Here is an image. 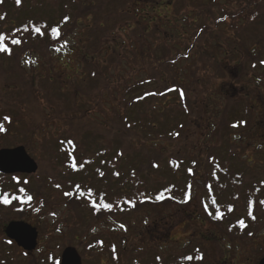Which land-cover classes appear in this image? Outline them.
Returning <instances> with one entry per match:
<instances>
[{
    "label": "rangeland",
    "instance_id": "rangeland-1",
    "mask_svg": "<svg viewBox=\"0 0 264 264\" xmlns=\"http://www.w3.org/2000/svg\"><path fill=\"white\" fill-rule=\"evenodd\" d=\"M248 2L173 0L165 2L163 6L167 14H172L178 7L183 8H179L183 27H189L186 21L195 22L185 30V38L177 40L179 53H184L182 49L191 48L188 60L184 59L178 65L186 63L187 74L181 77L179 71V76L175 75L191 92L194 110L189 113L191 116H178L179 123L185 128L179 130L180 136L175 141L157 145L165 156L181 157L189 169L191 163L188 165L187 160L198 158L206 172L199 176L195 172L194 186L199 195L196 193V197L183 207L171 203H165V208L152 205V208L148 207L149 211L137 213L123 225L120 220L118 222L112 216L103 215L101 209L102 214H98L101 216L96 217L90 209L82 207L81 203L76 202V196L71 193L69 186L60 188L51 184L53 180L59 183L61 178L52 167L48 141L52 138L64 140L71 136L75 144L80 140L89 144L97 138L114 142V135L120 129L114 120L113 99L109 98L108 92L98 97L101 93L96 92L94 83L79 86L84 99L77 102L78 108L73 107L66 97L60 113L45 106L41 95L36 101L32 99V94L25 91L16 89L11 98L5 92H0V99L4 102L7 100L24 114L25 122L37 131L31 147L24 146L39 166L34 175H38V179H30L29 182L32 189L38 181L42 182L46 192L43 199L34 196L36 205L23 216L12 208H0V264H31L32 261V257L5 236L4 228L12 221L26 222L38 230V243L33 255L46 264L52 260L60 261L67 247L77 249L83 264H146L153 256L165 261L173 260L169 262L173 264H179L178 260L184 257L186 259L180 264H259L264 257V205L255 195L257 191L264 194V109L260 108L263 104L258 101L260 105L253 107L257 105L255 100L249 101L252 105L249 118L245 119L242 115V119L238 120L252 123L248 128H242L240 124L231 126L238 125L233 118L228 120L229 125L225 127L221 118L225 114L226 120L231 111L236 115L238 109L242 112L246 106H250L246 94L242 92L245 88L251 90L255 87L253 80L256 77L260 79L256 85L264 102V0L253 3H258L257 7H250L251 3ZM183 3L190 4L185 6ZM252 11L259 16L251 15ZM237 12L241 15L236 18L233 14ZM218 19L225 22L217 23ZM205 27L208 31L203 33ZM198 32L202 33L201 37ZM181 33L178 34L179 38ZM211 35H214V39H210ZM68 43L70 45L71 42ZM48 60L47 64L53 65L55 56ZM211 61L213 65L209 63ZM63 64L68 68L62 78H77L72 72L77 63L65 58ZM56 67V71L62 70L61 65ZM145 72L133 80L147 79L150 75ZM172 75L169 73V78ZM4 76L0 77V84L6 80ZM207 95L213 97L208 107ZM16 96L21 97L16 99ZM132 139L128 148L142 150L140 142ZM103 147L109 148L108 145ZM212 152L213 158L221 160V164L223 159L220 157L226 156L227 152L240 160V165L233 168L230 178L219 183L224 185L215 189L219 202L227 208L215 210L214 217L210 210H204L209 198L206 185L211 189L213 186L209 183L210 174L206 170ZM92 205L88 208H93ZM218 215L222 220L216 222ZM233 221L237 223L235 229L229 225ZM240 221L244 222L245 228L239 225ZM97 239L102 241V247L95 245ZM114 246L118 263L114 262Z\"/></svg>",
    "mask_w": 264,
    "mask_h": 264
},
{
    "label": "trees",
    "instance_id": "trees-1",
    "mask_svg": "<svg viewBox=\"0 0 264 264\" xmlns=\"http://www.w3.org/2000/svg\"><path fill=\"white\" fill-rule=\"evenodd\" d=\"M168 1L173 2L20 0L17 3V0H0V35L7 37L5 45L11 51V54L0 53V77L5 75L6 79L0 84V92H5L11 98L17 89L32 94L35 97L32 99L36 101L41 95L45 106L57 113L63 111L66 97L73 107L78 108L77 102L84 99L79 90L83 84L94 83L96 92L101 93L98 97L108 92L109 98L113 99L114 120L120 127L114 135V142L97 138L89 144L81 140L75 144L70 136L64 140L52 138L48 141V147L51 148L52 167L64 180L60 179L59 183L53 180L51 184L60 188L69 186L76 196V202L81 203L82 207L90 209L96 217L102 213L112 216L121 224L130 222L137 213L149 211L148 207L152 208V205L161 208L166 207L165 203L185 206L194 184L195 174L189 172L185 162L180 164L177 155L165 156L157 146L175 141L179 130L185 128L179 123L178 116H191L189 113L194 110L191 92L175 75L179 76V71L181 77L187 74L186 63L178 65L180 61L188 60L191 48L182 49L184 53H179L177 40L185 38V30L195 22L186 21L189 27H183L179 19L180 9L183 8L178 7L172 14H167L163 6ZM247 1L251 3L250 7L259 5L253 4L257 0ZM189 4L183 3L185 6ZM252 14L259 16L254 11ZM233 15L237 18L241 14L237 12ZM223 21L218 19L217 23ZM36 28H40L45 35L39 36ZM53 28L60 30L59 37L52 35ZM206 30L207 27L202 32ZM212 38L214 35H211ZM12 39H18L21 43L13 45ZM51 56H55V62L49 66L47 61ZM65 58L77 63L72 71L77 78H62L68 68L63 64ZM56 65H61L62 70L56 71ZM143 71L150 75L147 79L133 80ZM169 73L173 74L170 78ZM20 97L16 96V99ZM211 100V96L207 95L208 106ZM16 112L20 111L7 100L4 102L0 99V125L3 127L0 130V149L17 146L28 148L36 139V129L25 122L24 114ZM233 113L228 114L226 120L225 114L221 117L225 127L229 125L228 120L233 118L238 123L241 119ZM5 116L9 120H4ZM132 138L140 142L142 150L128 148L133 142ZM105 145L109 146L108 150L103 147ZM221 157L224 163L226 158ZM220 166L224 169L226 165ZM180 175L186 176L187 180H180ZM37 176L0 175V197L7 195L11 200L7 205L0 202V208H12L21 216L28 209L33 210L36 205L34 196L42 199L46 196L42 182L38 181L33 189L30 186L29 180L38 179ZM213 176H223V173ZM212 185L206 207L214 217L215 210L227 207L215 195V189L219 186L217 180L213 179ZM161 193L162 199L158 201L156 197ZM101 198L104 204L111 205L110 211L100 207ZM94 203L97 208H88ZM216 217H219L216 222L222 220L220 215ZM233 222L229 225L236 228L237 223ZM101 243L97 239L95 245L100 247ZM116 252L114 246V262L118 263ZM25 254L32 257L31 264H46L44 260L35 258L33 253ZM185 259L180 258L179 264ZM59 262L52 260L49 264ZM160 262V257L153 256L146 264ZM166 262L173 264L169 263L173 260Z\"/></svg>",
    "mask_w": 264,
    "mask_h": 264
},
{
    "label": "water",
    "instance_id": "water-1",
    "mask_svg": "<svg viewBox=\"0 0 264 264\" xmlns=\"http://www.w3.org/2000/svg\"><path fill=\"white\" fill-rule=\"evenodd\" d=\"M39 170L38 163L30 157L24 146L12 149H0V174L35 175ZM6 237L15 242L23 251L32 253L37 248L38 230L26 222L13 221L5 228ZM60 264H83V259L76 248L67 247L61 255ZM259 264H264V258Z\"/></svg>",
    "mask_w": 264,
    "mask_h": 264
},
{
    "label": "flooded vegetation",
    "instance_id": "flooded-vegetation-1",
    "mask_svg": "<svg viewBox=\"0 0 264 264\" xmlns=\"http://www.w3.org/2000/svg\"><path fill=\"white\" fill-rule=\"evenodd\" d=\"M198 35L201 37L202 36V33H199L198 32ZM212 39H214V38H212ZM208 60L210 61V58L208 57ZM210 64H212V61L211 62H209ZM214 64H217V62H214ZM213 65V64H212ZM219 65V64H218ZM259 81H260V79H258L257 77L256 78H254V80H253V82H254V85H255V87H252L251 88V90L249 89H244L243 91L244 92H242V93H245L246 94V100H248V102L250 101V102H252L253 100H255V103L257 104L256 106H253V107H257L258 105H260V104H263V106L262 105H260V108L261 109H264V102L262 101L263 100V98H262V95H261V93H260V90L258 89V85H256V83H259ZM249 88V87H248ZM253 90V91H252ZM253 94H255V96H253L252 97V95ZM213 98V97H212ZM258 101H259V103H258ZM249 102V103H250ZM207 105V104H206ZM207 107H208V105H207ZM231 112H234V111H231ZM251 112H252V105H251V103H250V106H246V108L244 109V111H240L239 109H238V113L236 114V115H238V116H240V118L242 119V115H243V117L246 119V117H248L249 118V116H250V114H251ZM238 125H231V126H239V124H240V126L242 127V128H248L252 123H250L248 120L246 121V120H242V121H239L238 123H237ZM259 126H260V124H259ZM259 126H257V127H259ZM182 129H184V128H182ZM182 129H181V131H182ZM210 133V132H209ZM180 134V133H179ZM180 136V135H179ZM178 136V137H179ZM257 147V146H256ZM212 154V156L211 157H209L210 158V160L208 161V163L206 164V170H207V173H209L210 175H208V177H209V183L212 185V181H213V179H215V180H217V183H218V185L219 186H222V184H219V183H222V182H226L227 180H228V177L230 178V173L232 172V170H233V168L234 167H236V166H239L240 165V160H236V159H234L235 158V156H234V154H232V153H230V152H227V155L225 156V158H226V160L224 161V165H226L225 167H224V169H222L223 167H221L220 165V163H218V161H219V159H216L215 160V157L213 158V156H214V153L212 152L211 153ZM190 161V162H189ZM182 163H184L183 161H182V158L180 157V164H182ZM189 163H191V169H190V173L191 174H195V172L197 171V174H196V176H199V175H204L206 172H204L203 170H204V168H202V165L199 163V161H198V158H190V160H187V164L189 165ZM220 174V173H223V176H213L214 174ZM179 178H180V180H184V181H186L187 180V177L186 176H184V175H180L179 176ZM237 181V180H236ZM194 182H195V179H194ZM224 185V184H223ZM185 186V185H184ZM183 186V187H184ZM206 189H207V192H210L211 190V188H209L207 185H206ZM198 191H200V190H198ZM196 193H197V187L196 186H194V184H193V186H192V191H191V193H190V200L191 199H193L194 197H196ZM198 195H199V192L197 193ZM256 197H258V199L257 200H259L260 202H262V201H264V194L262 193V192H260V191H257L256 192V195H255ZM190 200L188 201L187 200V203H186V205L187 204H189V202H190ZM263 205H264V203H262ZM207 208V207H206ZM204 209L205 211L206 210H209L208 208L207 209ZM211 214H212V211H211ZM246 220V219H245ZM6 227V226H5ZM245 228V227H244ZM4 230H5V228H4ZM239 230H242L241 229V227H239ZM244 234H242V236H243ZM96 238H98V237H96ZM264 258V257H263ZM262 258V259H263ZM261 259V260H262ZM260 260V261H261ZM260 263V262H259ZM161 264H166V261L164 260V259H162L161 258Z\"/></svg>",
    "mask_w": 264,
    "mask_h": 264
},
{
    "label": "snow or ice",
    "instance_id": "snow-or-ice-1",
    "mask_svg": "<svg viewBox=\"0 0 264 264\" xmlns=\"http://www.w3.org/2000/svg\"><path fill=\"white\" fill-rule=\"evenodd\" d=\"M17 3H20V0H17ZM226 19V17H225ZM27 31V30H26ZM35 32L39 35V36H43L45 35V32H43L40 28H36L35 29ZM59 34H60V30L58 28H53L52 29V35L54 37H59ZM7 40V37L3 36V35H0V53H4V54H11V51L10 49L5 45V41ZM11 43L13 45H19L21 43L20 40L18 39H12L11 40ZM183 95V93L181 94ZM4 120H9V117L5 116L3 118ZM0 130H3V127L2 125H0ZM178 135V134H177ZM69 143H71V141H69ZM24 183H27V181H25ZM20 191H24L23 189H20ZM65 195H70V193H65ZM81 195H83V193H81ZM162 196L163 194L161 193L160 195H158L156 197V199L159 201L162 199ZM103 198H101V204H100V207L106 209V210H111V205L109 204H104L102 202ZM0 202H2L3 204L7 205V204H10L11 203V200L8 198L7 195H4L3 197H0ZM261 203H264V201H262ZM93 208H97V205L94 203L93 205ZM219 218V217H217ZM240 225L241 227H244V222L243 221H240ZM188 259H192V257H189ZM200 259H202V257H200Z\"/></svg>",
    "mask_w": 264,
    "mask_h": 264
}]
</instances>
